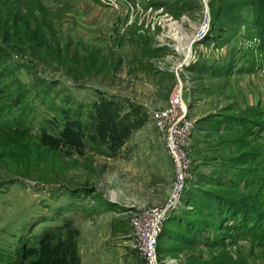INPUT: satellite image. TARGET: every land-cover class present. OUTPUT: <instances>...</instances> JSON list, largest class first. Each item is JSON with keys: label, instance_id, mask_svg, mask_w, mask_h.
I'll return each instance as SVG.
<instances>
[{"label": "rangeland", "instance_id": "374dc122", "mask_svg": "<svg viewBox=\"0 0 264 264\" xmlns=\"http://www.w3.org/2000/svg\"><path fill=\"white\" fill-rule=\"evenodd\" d=\"M256 1L207 0L208 28L176 74L170 66L189 56L174 25L192 37L202 0H0V264H147L129 216L170 194L172 161L150 113L177 76L193 123L170 214L189 207L186 196L202 200L201 187L243 210L230 229L195 210L205 223L189 242L164 218L158 260L264 264Z\"/></svg>", "mask_w": 264, "mask_h": 264}, {"label": "built area", "instance_id": "2783aa9c", "mask_svg": "<svg viewBox=\"0 0 264 264\" xmlns=\"http://www.w3.org/2000/svg\"><path fill=\"white\" fill-rule=\"evenodd\" d=\"M202 2L205 7L207 0H202ZM208 25L209 15L205 7L203 18L201 17L194 27L191 42L201 38ZM190 57L191 55L185 58L181 53L180 60L170 66V70L178 74V69H181ZM183 86V80H180L177 76L167 99L162 105L152 109L150 113L152 123L163 140L165 152L172 161L173 183L168 199L162 207L139 209L129 216V223L136 245L147 264H167L169 262V260H165L160 263L158 260L156 253L157 237L166 213L177 201L186 179L189 177L188 149L193 119L187 113Z\"/></svg>", "mask_w": 264, "mask_h": 264}, {"label": "trees", "instance_id": "16d2710c", "mask_svg": "<svg viewBox=\"0 0 264 264\" xmlns=\"http://www.w3.org/2000/svg\"><path fill=\"white\" fill-rule=\"evenodd\" d=\"M256 2L259 3V5H261L260 6L261 9L264 11V0H257ZM208 7H209V12L211 13L212 7L211 5H209V3H208ZM233 163H236V162H234L233 160ZM216 180H217V184H221V182L219 181L220 178H217ZM197 190L196 191L198 192V194H200V196L203 197L202 199L203 201L199 199V197L189 200L188 196H186L184 198L185 200L183 201L189 207H185V206L181 207L182 213L178 216H175L172 214L174 217L173 219L174 226L171 228V230L176 235V237L177 238L179 237V239L182 241L189 242L190 240H192V236L194 235V231L197 229V225L199 223H205V222H200L203 219H200V217L196 216L197 211L195 210L200 211L201 207L205 208L206 212H203V214L216 220L217 222L216 224L218 225V228H223V229L232 228L233 224L232 225L226 224L225 222L227 220H230L236 217L237 214H239V212H242L243 210V206L241 203H239V201L231 199L228 196L217 195L213 192V190L207 189V188L202 189V187L197 188ZM189 209H192V210H189ZM172 215L170 214V211H169L165 215L164 218L170 217ZM163 222H162L161 230L158 235H161L164 231Z\"/></svg>", "mask_w": 264, "mask_h": 264}, {"label": "bare ground", "instance_id": "6f19581e", "mask_svg": "<svg viewBox=\"0 0 264 264\" xmlns=\"http://www.w3.org/2000/svg\"><path fill=\"white\" fill-rule=\"evenodd\" d=\"M177 24V23H176ZM174 25V30L176 31H179V32H181V37H183V38H185V41H184V43H182L183 45L181 46L182 47V49H183V51H184V54L186 55V56H189V54H190V49H189V47H190V43H191V40H192V37H190V36H188L186 33H184L182 30H181V28H180V26H178V25ZM179 79H180V77H179ZM180 80H182V79H180Z\"/></svg>", "mask_w": 264, "mask_h": 264}, {"label": "water", "instance_id": "95a60500", "mask_svg": "<svg viewBox=\"0 0 264 264\" xmlns=\"http://www.w3.org/2000/svg\"><path fill=\"white\" fill-rule=\"evenodd\" d=\"M205 7H206V10H208V9H207V4H205ZM207 12H208V11H207ZM189 49H190V47H189Z\"/></svg>", "mask_w": 264, "mask_h": 264}]
</instances>
